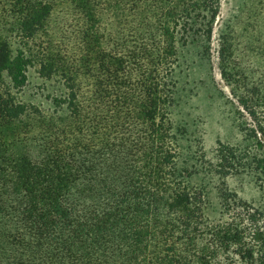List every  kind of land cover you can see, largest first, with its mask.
Returning a JSON list of instances; mask_svg holds the SVG:
<instances>
[{
	"label": "trees",
	"instance_id": "1",
	"mask_svg": "<svg viewBox=\"0 0 264 264\" xmlns=\"http://www.w3.org/2000/svg\"><path fill=\"white\" fill-rule=\"evenodd\" d=\"M56 1L78 20L73 62L41 41ZM129 5L133 21L118 15ZM218 11V0H0V264H264V208L223 190L228 218L208 220L168 114L177 40L194 29L210 40ZM106 16L133 47L108 52ZM34 65L64 82L51 114L16 98ZM97 69L83 93L80 73ZM241 103L264 134L262 91ZM261 147L222 148L219 171L247 172L264 192Z\"/></svg>",
	"mask_w": 264,
	"mask_h": 264
},
{
	"label": "rangeland",
	"instance_id": "2",
	"mask_svg": "<svg viewBox=\"0 0 264 264\" xmlns=\"http://www.w3.org/2000/svg\"><path fill=\"white\" fill-rule=\"evenodd\" d=\"M218 1L219 11L213 23L212 38L207 40L202 33L194 32L195 29L189 31L187 39L178 36L177 57L173 71L169 73L173 81L169 94L173 101L168 114L174 128L181 134L179 164L192 173L190 186L205 192V214L211 222L228 218L221 200L223 190L236 194L243 202L264 208V192L256 180L247 172L226 175L225 170L219 171L221 163L218 159L222 148L259 154L261 145H264V134L260 133L257 123L241 103V98L255 88L264 94V0ZM135 13L129 5L118 15L123 16H119L121 19L133 21ZM106 18L113 34L109 38L108 52L116 51L117 42L125 44L123 47H133L132 34L126 32L125 36H118L116 21ZM201 19L196 17V21ZM77 26L78 20L69 5L56 1L50 20V36H44L41 41L53 40V46L62 49V53L73 62L82 49L76 38ZM127 27L131 31L132 27ZM12 42L16 49L19 40L14 38ZM222 46L228 49L227 77L221 73L224 64L219 51ZM38 70L37 65L29 69L28 84L16 94V98L51 114V99L64 94V82L58 76L42 78ZM80 76L83 93L88 94L92 88L87 86L94 84L88 76L102 75L97 69L96 73L84 70Z\"/></svg>",
	"mask_w": 264,
	"mask_h": 264
}]
</instances>
